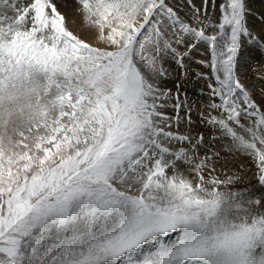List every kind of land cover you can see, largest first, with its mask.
I'll use <instances>...</instances> for the list:
<instances>
[{
  "label": "snow or ice",
  "instance_id": "6c2138e0",
  "mask_svg": "<svg viewBox=\"0 0 264 264\" xmlns=\"http://www.w3.org/2000/svg\"><path fill=\"white\" fill-rule=\"evenodd\" d=\"M75 2L102 46L74 34L54 0H0V264H264V89L258 103L239 76L245 0H222L216 24L208 0L203 12L189 2L187 20L168 0ZM204 41L212 75L198 115L252 159L259 194L222 191L240 177L211 174L219 152L200 157L202 133L170 131L182 107L192 123L186 94L175 118L161 111L167 58L183 70Z\"/></svg>",
  "mask_w": 264,
  "mask_h": 264
},
{
  "label": "bare ground",
  "instance_id": "6f19581e",
  "mask_svg": "<svg viewBox=\"0 0 264 264\" xmlns=\"http://www.w3.org/2000/svg\"><path fill=\"white\" fill-rule=\"evenodd\" d=\"M65 2L61 1L60 5L62 4V9L65 10L67 9V13L69 15L70 20L72 19H76L77 21L75 23H73L72 26H69V29L71 31H73L74 34L80 36L81 38H86L88 40V42H92L95 44V42L97 43L95 37H96V31L92 30V29H83V30H79L77 29V26L79 27V25L81 24V26H83V19L82 17L77 19L75 16V12H73L70 8V5H74L75 6V10L78 7V4H76L75 0H64ZM172 1V0H169ZM181 2V0H176ZM193 1V3L195 5L197 4V0H191ZM190 1V2H191ZM209 1V0H208ZM63 2V3H62ZM21 3V2H20ZM57 3V1L55 2ZM210 3V2H209ZM23 4V3H22ZM27 4V3H26ZM178 4V3H177ZM182 4V3H181ZM254 4V3H253ZM261 4V3H260ZM263 4V3H262ZM183 5V4H182ZM210 5V4H209ZM264 5V4H263ZM201 6V5H200ZM249 6V5H248ZM203 7V6H202ZM254 6L252 5V8ZM209 8V7H208ZM251 8V9H252ZM60 9V7H59ZM211 9V8H210ZM61 10V11H63ZM254 10V9H253ZM189 11V10H188ZM250 11V10H249ZM177 12L185 15L186 11L185 10H178ZM252 12V11H250ZM248 13L251 14V13ZM65 13V12H64ZM71 15H70V14ZM78 13V12H77ZM81 13V12H80ZM188 13V12H187ZM213 13V12H212ZM260 13H264V8H261ZM79 14V13H78ZM211 14V13H210ZM254 14V13H253ZM9 15V14H8ZM14 15V13H13ZM75 17H73V16ZM264 15V14H263ZM10 16V15H9ZM66 17V16H65ZM183 17V16H182ZM188 17V16H187ZM252 17V16H251ZM254 17V16H253ZM185 18V17H184ZM212 18V17H211ZM250 18V17H248ZM255 18V17H254ZM259 18V17H258ZM69 20V19H68ZM69 20V21H70ZM254 20V19H253ZM252 21V20H250ZM68 24V21H66ZM249 23V21H248ZM252 23V22H251ZM255 23V22H254ZM253 23V24H254ZM257 23V22H256ZM70 24V23H69ZM252 24V25H253ZM255 25V24H254ZM260 25V24H259ZM263 25V24H262ZM250 26V24H249ZM68 27V26H67ZM256 27V26H255ZM264 27V26H263ZM82 28V27H81ZM251 29V28H250ZM256 29V28H255ZM259 30V29H258ZM263 31V30H262ZM258 32V31H257ZM261 33V32H260ZM264 34V33H263ZM253 36V35H252ZM261 36V35H259ZM262 37H264V35H262ZM86 41V40H85ZM263 41V40H262ZM255 42V41H254ZM203 44V43H201ZM242 44L246 45L247 47H245L244 50L245 52H243L244 57H242L240 59V64H239V68L240 70L242 69V71L246 70V73H241V71L239 70V76H240V80L243 84H245L247 86V89L250 90V92L252 93L253 97L258 100V102H260V92L262 89H264V73L262 71H260V69H256L258 74L261 75L262 74V78L255 74V70H253V68L256 66V64L259 65V62H263L262 60L264 59V48L258 49V45L256 47V44H252L251 42L248 43L246 41L245 38H242ZM258 44V42H257ZM204 45V44H203ZM101 46V45H100ZM187 46V44L185 45V47ZM202 46V45H201ZM200 47V46H199ZM203 47V46H202ZM264 47V46H263ZM205 48V47H203ZM197 49V51H191V55L193 56V58L195 57H200V59H196L198 60V65H195L193 62V59H190V57L188 56V58H185V65L186 68L185 69H180L179 67L176 66V64L174 63V61L171 58H167L164 67L168 70V74L165 78H161L159 81L160 87L162 90H171L169 95V99H167L165 101V105H168L170 108L173 106L172 104L175 103V94L177 93V91H179L180 93V98L181 100L185 99V95L187 96V101L190 104V102L192 103L195 102L198 105H194V107H198V110H201V105L203 103H206L209 99L208 97V90L206 87L205 82L210 80V79H204L201 78V76H199L198 74H203L204 76H206V72H208V67L203 66L200 61H204L206 62V60L209 59V54H208V49ZM184 50V47H183ZM196 50V49H195ZM200 53V56H199ZM240 55V54H239ZM194 58V59H195ZM245 61V62H244ZM173 66V71H178L177 73H175L174 75H169V72L171 71ZM261 66V65H260ZM257 68V66H256ZM262 69V68H261ZM263 70V69H262ZM210 72V71H209ZM208 72V73H209ZM256 72V73H257ZM251 74H253L251 77H249ZM208 76V75H207ZM210 76V75H209ZM246 78H244V77ZM256 79L257 80V84L253 83L251 80L252 79ZM251 81V83H249ZM185 83V84H183ZM249 84V86L247 85ZM177 85H179V89L177 88ZM203 92V94H202ZM166 109V108H165ZM184 109V108H183ZM195 109V108H194ZM171 111L173 110L170 109ZM193 110V109H192ZM264 110V109H263ZM169 111V110H168ZM170 111V112H171ZM204 111L206 112L207 110L204 109ZM185 112V111H184ZM192 112V111H191ZM198 113V111H195ZM194 112V113H195ZM174 113V112H173ZM176 113V112H175ZM174 113V114H175ZM165 114V113H164ZM184 114V113H183ZM219 114V113H216ZM167 115H169L167 113ZM172 115V114H171ZM185 115V114H184ZM193 115V114H192ZM196 115V114H195ZM175 116V115H174ZM173 116V118H174ZM171 117V116H170ZM192 117V116H191ZM194 117V116H193ZM192 117V118H193ZM198 117V116H197ZM197 117H195L193 120L197 122V120H199ZM184 118V117H183ZM191 118V120H192ZM200 118V117H199ZM173 121V120H172ZM180 122V121H179ZM244 122V121H242ZM173 123V122H172ZM195 123V122H194ZM201 123V121L199 122ZM198 122L192 125H185L183 126V130L184 134L182 132V135H186V131H190L189 129L192 128V133L196 132L198 134H203L204 136V144L201 147H198V153L200 157H204L206 155H211V151H216L219 152V156H213L212 160L210 161L212 167H214L215 171L211 172L210 169H206L204 175H208L210 172L212 175H216L219 179L224 180L228 177H234V176H239L240 180L237 181L234 185H230L228 189H225L222 187V191H237V190H243L249 187H252L253 190L259 194L260 191H262V189H260L259 187L256 186V180L254 179V174L256 171L255 168V164L252 161V159L248 156L243 155L240 152H228L225 148H224V144H227L228 141L227 140H212V129H210L208 126H206L205 124L201 123L199 124ZM174 124V123H173ZM176 124V123H175ZM182 125V124H181ZM180 126V125H179ZM176 127V126H175ZM172 128V127H171ZM182 128V127H180ZM176 129H178L176 127ZM174 130V129H173ZM171 129V131H173ZM181 130V129H180ZM187 131V133H188ZM189 134V133H188ZM197 134V135H198ZM192 135V134H191ZM190 136V134H189ZM195 136V135H193ZM195 141V140H194ZM171 144V143H170ZM168 146H171V145ZM175 144V143H174ZM173 144V145H174ZM177 144V143H176ZM187 144V143H184ZM177 145H175L176 147ZM181 145H179L180 147ZM185 146V145H183ZM187 146V145H186ZM174 146H171V148ZM188 147V146H187ZM189 152L191 153V148H189ZM190 166L185 165L183 163L179 164V168L180 170L184 173L185 177H192L195 174H191L188 172V168ZM206 178V177H205ZM208 178V177H207ZM206 178V179H207ZM231 188V189H230ZM246 197L249 195H252V192H246L245 193Z\"/></svg>",
  "mask_w": 264,
  "mask_h": 264
},
{
  "label": "rangeland",
  "instance_id": "374dc122",
  "mask_svg": "<svg viewBox=\"0 0 264 264\" xmlns=\"http://www.w3.org/2000/svg\"><path fill=\"white\" fill-rule=\"evenodd\" d=\"M57 1V7H58V10L62 13V14H64L65 16H66V21H68V24H67V22H66V26H68V28H69V26H72L73 25V23H75L77 20L75 19H71L70 20V18H69V15H68V13H67V9H65V10H63L62 9V4L60 5V3H61V1H63V2H65L64 0H54V2H56ZM191 0H181V2H179V1H176V0H172V1H169L168 0V2H169V4H170V6H172L176 11H178V10H185L186 11V14L185 15H183V14H181V13H179L178 12V14L183 18V19H185V20H187L190 16H191V9L189 8V2H190ZM20 2H21V4L22 5H27L28 3H30L31 2V0H20ZM62 2V3H63ZM210 2V3H209ZM213 2L215 3V8H213ZM27 3V4H26ZM178 3V4H177ZM183 5H182V4ZM191 3H193V1H191ZM222 3V0H209L208 1V9H207V12H208V17H209V21L211 22V23H214V24H216V23H219V21H220V17H221V13H220V4ZM245 3H246V6H247V9H248V13L250 12V11H252V12H250L251 14H249L248 16H247V26H248V29H249V36H247V37H243V38H245L246 39V41L248 42V43H252V44H256V47L258 46V45H260V46H258V49H261V48H264L263 46H264V37H262V35H264L263 33H264V13H260V10H261V8H264V0H245ZM254 3V4H253ZM261 3V4H260ZM263 3V4H262ZM77 4V3H76ZM194 4V3H193ZM197 4L198 5H195L197 8H201L202 9V12H203V5H204V0H197ZM210 4V5H209ZM201 5V6H200ZM249 5V6H248ZM252 5L254 6L253 8H252ZM59 7H60V9H59ZM80 7V5H78V7H77V9ZM70 8H71V10L73 11V12H75V16H77L76 18L77 19H79V18H81L82 17V19H83V16H84V14L81 12H78L77 11V9L75 10V6L74 5H70ZM211 8V9H210ZM252 8V9H251ZM254 9V10H253ZM61 10H63V11H61ZM189 10V11H188ZM250 10V11H249ZM65 12V13H64ZM79 14H78V13ZM188 12V13H187ZM213 12V13H212ZM211 13V14H210ZM254 13V14H253ZM70 14V13H69ZM9 15L10 16H13V13H9ZM15 15V14H14ZM71 15V14H70ZM73 16V15H72ZM188 16V17H187ZM252 16V17H251ZM255 18H254V17ZM74 17V16H73ZM185 17V18H184ZM212 17V18H211ZM248 17H250V18H248ZM259 17V18H258ZM75 18V17H74ZM70 21H69V20ZM254 19V20H253ZM250 20H252V21H250ZM248 21H249V23H248ZM252 22V23H251ZM255 22V23H254ZM257 22V23H256ZM70 23V24H69ZM255 25H254V24ZM249 24H250V26H249ZM253 24V25H252ZM260 24V25H259ZM263 24V25H262ZM83 26H81V24L79 25V27L77 26V29H79V30H83V29H92L93 31L95 30V29H93V28H90V27H85L84 26V24H82ZM256 26V27H255ZM82 27V28H81ZM251 28V29H250ZM256 28V29H255ZM259 29V30H258ZM263 30V31H262ZM205 31H206V33L208 34V35H213V34H215L214 32H212V30L211 29H205ZM258 31V32H257ZM261 32V33H260ZM253 35V36H252ZM259 35H261V36H259ZM78 36V35H77ZM80 37V36H79ZM81 38V37H80ZM82 39H84V40H86V42H88V40L86 39V38H82ZM263 40V41H262ZM255 41V42H254ZM257 42H258V44H257ZM89 43H91V44H93V46H100L98 43H96L95 42V44L94 43H92V42H90L89 41ZM201 43H203V44H201ZM201 43H199L198 45H197V47L195 48V49H192V51H197V49H202L203 47H205V48H203V49H208L209 50V45H208V43L206 42V41H204V42H201ZM203 47H202V46ZM247 45V44H246ZM246 45H243V44H241V49L239 50V52H238V57L237 58H239L240 57V59L242 58V57H244V55H243V52H245L244 50H242V49H244L245 47H247ZM102 46V45H101ZM200 46V47H199ZM184 48H185V46H184ZM181 51H183V47L181 48ZM208 54H209V59H210V52L208 51ZM240 54V55H239ZM199 56H200V53H199ZM189 57H190V59H193V63L195 64V65H198V60L200 59V57H194L193 58V56L190 54L189 55ZM186 58H188V56L186 57ZM196 59H198V60H196ZM209 59L208 60H206V62H208L209 61ZM240 59H237V62H238V67H239V64H240ZM202 61V60H201ZM263 62H259V65L258 64H256V66H257V68H256V66L253 68V70H255V74H257V75H259L258 74V72H257V70L256 69H260V71H262L263 73H264V59L262 60ZM245 62V61H244ZM261 65V66H260ZM263 70H262V69ZM209 70H208V72H206V74L208 75H206L209 79L211 78V70H210V68H208ZM239 70H240V68H239ZM241 71V73H243V75H244V73H246V70L244 71H242V69L240 70ZM178 71H173V66H172V69H171V71L169 72V75H174L175 73H177ZM257 72V73H256ZM210 75V76H209ZM253 74H251L249 77H251ZM264 75V74H263ZM261 78H262V74L261 75H259ZM244 77V76H243ZM245 78V77H244ZM246 79V78H245ZM253 83H255V84H257V80L256 79H252L251 80ZM251 81L249 82V83H251ZM209 82H211V79L210 80H208V81H206L205 82V84H206V87H208V84H209ZM242 83V82H241ZM183 84H185V83H183ZM248 86H249V84H247ZM244 86H245V88H247V86L244 84ZM207 90H208V88H207ZM250 91V90H249ZM176 95V94H175ZM183 95H185V94H183ZM251 95H252V93H251ZM252 98L254 99V100H256L257 102H258V100L256 99V97L254 98L253 97V95H252ZM193 102V101H192ZM259 103V102H258ZM190 104H192L191 102H190ZM172 105H174V104H172ZM195 105H198V104H196L195 103ZM166 108V109H165ZM173 108V106L170 108L168 105H166L165 107H163L162 109H161V111L163 112V113H165L166 114V116H168V117H170V118H173V116H174V118L176 117V113H175V110H174V108H173V110L171 111L170 109H172ZM195 108V109H194ZM198 107H192V112H191V116L193 117H191L192 118V122H193V124H195V123H199L200 121H201V119L199 118L200 116L198 115V113L197 112H195V111H199L198 109H197ZM169 110V111H168ZM263 110V109H262ZM171 111V112H170ZM185 109H183V107L181 108V111H180V117H181V119H180V122H179V125L180 126H178L177 127V125L175 124V120L173 119V121L171 120L170 121V123H172V132H174V133H178V134H181L182 135V132H183V134H184V131H182L183 130V126H185V125H192V123L191 124H189L188 123V121H187V119H186V116L184 115L185 114ZM175 114H174V113ZM195 112V113H194ZM167 113L169 114V115H167ZM184 113V114H183ZM172 114V115H171ZM193 114V115H192ZM196 114V115H195ZM198 116V117H197ZM184 117V118H183ZM195 117H197L199 120H197V122L196 121H194L193 119L195 118ZM195 122V123H194ZM202 123V122H201ZM201 123H199V124H201ZM182 124V125H181ZM178 128V129H176V127ZM180 127H182V128H180ZM171 129H170V131H171ZM181 129V130H180ZM190 131H188V133L190 134V136H189V134L187 133V131L185 132L186 133V135H188L193 141L194 140H196V138L198 137V133H196L197 131H199V130H197L195 133L193 132H191L192 131V128L191 129H189ZM192 134V135H191ZM198 134V135H197ZM193 135H195V136H193ZM167 143V142H166ZM175 143V144H174ZM174 144V145H173ZM171 146H174V147H172L173 149H178V148H181V147H183V148H186V149H188L189 150V148H191V145H189V144H179V143H177L176 144V142H172L171 144H170ZM175 145H177L176 147H175ZM179 145H181L180 147H179ZM183 145H185V146H183ZM188 147H187V146ZM171 146H169L170 148H171ZM198 150V149H197ZM210 171H211V169H210ZM191 174H193V173H191ZM209 175V174H208ZM208 175H205V177L207 178L208 177ZM215 175V174H214ZM216 176V175H215ZM186 178H188V179H192L193 178V176L192 177H186ZM231 189V188H230Z\"/></svg>",
  "mask_w": 264,
  "mask_h": 264
}]
</instances>
